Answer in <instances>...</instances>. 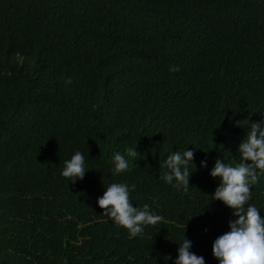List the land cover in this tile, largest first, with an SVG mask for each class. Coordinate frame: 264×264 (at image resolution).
<instances>
[{
	"label": "trees",
	"instance_id": "16d2710c",
	"mask_svg": "<svg viewBox=\"0 0 264 264\" xmlns=\"http://www.w3.org/2000/svg\"><path fill=\"white\" fill-rule=\"evenodd\" d=\"M253 14L246 58L224 59ZM260 119L264 0H0V264H176L185 235L218 264L233 209L212 198L210 168L240 159ZM187 146L185 191L162 173ZM77 149L91 168L71 181ZM116 151L130 166L113 175ZM118 180L162 219L135 236L116 224L97 198ZM249 203L264 215V176Z\"/></svg>",
	"mask_w": 264,
	"mask_h": 264
},
{
	"label": "clouds",
	"instance_id": "9594fccd",
	"mask_svg": "<svg viewBox=\"0 0 264 264\" xmlns=\"http://www.w3.org/2000/svg\"><path fill=\"white\" fill-rule=\"evenodd\" d=\"M250 25H255V14L247 23L244 34L227 44L224 59L228 57L229 61L237 59L238 62L246 58L251 46L249 39L252 34L248 35ZM177 68V65L171 66L173 71ZM126 152L128 156L137 157L141 151L137 146H129ZM238 152L240 159L225 160L217 156L210 168L211 175L219 180L212 198L222 200L233 209L229 230L213 241V254L218 258V264H264V215H261V207L249 203L252 186L264 176V119L251 120L250 130L238 144ZM194 157L195 148L188 146L183 150L169 151L164 161L168 170L162 173V178L174 187H183L187 191L191 184L193 170L190 165ZM200 163L207 166L208 160L202 159ZM129 166L128 157L116 151L112 157V174L118 175ZM90 168L84 152L77 149L64 161L61 174L75 181L82 179ZM135 188V183L113 181L105 186V191L97 198L104 213L113 218L116 224L125 226L133 236L143 233L146 225L156 224L162 219L149 204L132 203L130 193ZM179 242L176 264H206V257L192 250L193 241L190 238L185 235Z\"/></svg>",
	"mask_w": 264,
	"mask_h": 264
}]
</instances>
